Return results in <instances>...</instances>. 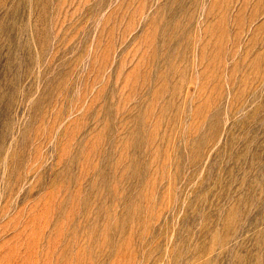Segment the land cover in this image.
Masks as SVG:
<instances>
[{
    "label": "rangeland",
    "instance_id": "1",
    "mask_svg": "<svg viewBox=\"0 0 264 264\" xmlns=\"http://www.w3.org/2000/svg\"><path fill=\"white\" fill-rule=\"evenodd\" d=\"M0 264H264V0H0Z\"/></svg>",
    "mask_w": 264,
    "mask_h": 264
}]
</instances>
